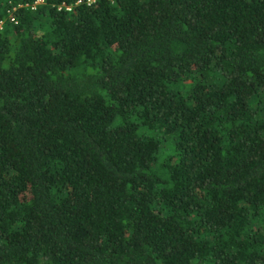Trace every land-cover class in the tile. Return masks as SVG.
Segmentation results:
<instances>
[{
    "label": "trees",
    "instance_id": "obj_1",
    "mask_svg": "<svg viewBox=\"0 0 264 264\" xmlns=\"http://www.w3.org/2000/svg\"><path fill=\"white\" fill-rule=\"evenodd\" d=\"M32 1L0 0V264H264V0Z\"/></svg>",
    "mask_w": 264,
    "mask_h": 264
},
{
    "label": "built area",
    "instance_id": "obj_2",
    "mask_svg": "<svg viewBox=\"0 0 264 264\" xmlns=\"http://www.w3.org/2000/svg\"><path fill=\"white\" fill-rule=\"evenodd\" d=\"M39 1H41V0H33L32 2H30V4L28 5L29 8H33L34 4H36V3L39 2ZM76 2H77V1H76ZM64 8H65V9H68V6L65 5Z\"/></svg>",
    "mask_w": 264,
    "mask_h": 264
}]
</instances>
